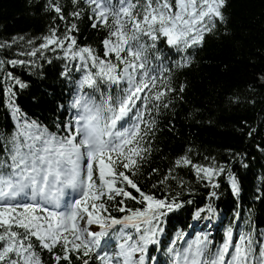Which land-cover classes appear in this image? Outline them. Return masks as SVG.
I'll return each mask as SVG.
<instances>
[{
  "label": "snow or ice",
  "instance_id": "6c2138e0",
  "mask_svg": "<svg viewBox=\"0 0 264 264\" xmlns=\"http://www.w3.org/2000/svg\"><path fill=\"white\" fill-rule=\"evenodd\" d=\"M29 6L50 17L47 31L0 41V96L10 117L0 127V264H264V227L244 206L250 196L264 215V183L251 191L239 172L255 157L229 151L225 163L195 162L190 147L166 172L151 166L160 117L187 88L177 85L178 73L192 67L209 36L221 27L227 35L229 0ZM85 19L103 33L100 48L78 43ZM256 79L264 89V73ZM57 88L61 97L67 89L66 102ZM247 92L227 103L255 106L256 86ZM24 93L51 115H29L18 103ZM258 128L264 119L244 121L239 133L264 158ZM184 169L195 183L179 175ZM222 182L234 198L231 216L216 204ZM185 212L191 222L169 226Z\"/></svg>",
  "mask_w": 264,
  "mask_h": 264
},
{
  "label": "trees",
  "instance_id": "16d2710c",
  "mask_svg": "<svg viewBox=\"0 0 264 264\" xmlns=\"http://www.w3.org/2000/svg\"><path fill=\"white\" fill-rule=\"evenodd\" d=\"M229 5L226 11L227 35H223L225 29L221 27L220 34L209 36L206 45L195 55L192 67L177 76V85L186 83L187 88L176 108L160 117L161 131L157 135L159 151L154 153L151 166L166 172L171 162L190 147L195 162H204V156H216L221 163H225L229 151H246L256 159L251 161L250 171L240 168L239 172L247 178L249 189L255 191L258 187L255 181L264 175V158L254 151V146H250L246 137H241L239 127L244 121L258 126L264 119L261 114L264 89L259 87L256 79L264 73V0H229ZM49 19L35 13L29 6V0H0V41L17 35L39 36L47 31ZM102 36L103 33L93 30L86 19L80 24L78 43L100 48ZM44 67L50 72L56 70L47 64ZM59 67L61 65L57 62V69ZM249 85H255L259 93L255 97V106L227 103L228 97L234 93L241 94L242 99L248 96ZM60 91L56 89L57 97L60 102H66L67 89H64L63 97ZM18 103L33 118L51 115L48 109L37 108L30 103L27 93L19 96ZM8 122L10 117L0 96V127ZM261 141H264V128H258L256 136V143ZM145 171H150V168ZM186 173L181 170L179 175L195 183L194 176ZM205 193L203 189L199 190L196 199L203 200ZM233 199L229 196L222 203H216L221 214L231 216L229 207H233ZM244 206L253 207L256 218L261 221L260 226L264 215H261L259 201L252 205L249 196ZM175 219L184 220L181 217Z\"/></svg>",
  "mask_w": 264,
  "mask_h": 264
},
{
  "label": "bare ground",
  "instance_id": "6f19581e",
  "mask_svg": "<svg viewBox=\"0 0 264 264\" xmlns=\"http://www.w3.org/2000/svg\"><path fill=\"white\" fill-rule=\"evenodd\" d=\"M201 50V49H200ZM200 50H198L197 52H196V54L200 51ZM195 54V55H196ZM185 70V69H184ZM183 70V71H184ZM181 73V72H180ZM180 73H178V74H180ZM256 136H257V134H256ZM254 151L256 152V153H258L257 151H256V149H255V147H254ZM262 158V157H261ZM184 171H185V173L186 174H192L191 173V171L189 170V169H184ZM262 183H264V175H262L257 181H255V184H257L258 185V187L262 184ZM202 189V188H201ZM201 189H199V190H201ZM204 190V189H203ZM221 191L223 192V195L221 196V199L219 200V201H217L216 203H222L223 202V200H224V198H228L230 195H229V192H228V188L226 187V183H223L222 182V189H221ZM206 194V193H205ZM205 194H203V196L205 195ZM258 201H256V203H257ZM230 208V211H232V206L231 207H229ZM255 209H256V207H255ZM177 217H181V218H184V220L187 218L188 219V222H191V220H190V217L188 216V214H182V215H179V216H177ZM183 220V221H184ZM183 221H181V220H176L175 218L170 222V224H169V226L170 227H172V226H174L175 227V229L176 230H179L180 228H181V226H182V223H183ZM203 224H204V222H201V227H203ZM259 227H264V222L259 226ZM213 231L215 232L216 230H214L213 229ZM217 234V233H216ZM218 236H219V233H218ZM158 253H155V255H157ZM162 259V258H161Z\"/></svg>",
  "mask_w": 264,
  "mask_h": 264
}]
</instances>
